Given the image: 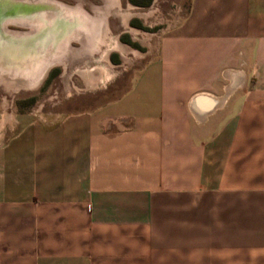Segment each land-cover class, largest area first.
<instances>
[{
	"label": "crops",
	"instance_id": "crops-1",
	"mask_svg": "<svg viewBox=\"0 0 264 264\" xmlns=\"http://www.w3.org/2000/svg\"><path fill=\"white\" fill-rule=\"evenodd\" d=\"M0 264H264V0H187L102 105L0 111Z\"/></svg>",
	"mask_w": 264,
	"mask_h": 264
},
{
	"label": "rangeland",
	"instance_id": "rangeland-1",
	"mask_svg": "<svg viewBox=\"0 0 264 264\" xmlns=\"http://www.w3.org/2000/svg\"><path fill=\"white\" fill-rule=\"evenodd\" d=\"M55 1L69 7H79L87 16H93L91 8L93 11L95 7L104 11L106 6L102 0ZM117 2L118 8L113 6L103 18V33L98 40L101 42L98 49L78 56L66 54L51 64L38 82L30 86L15 84L12 81L14 78L7 75L0 78V111L11 115L12 120H27L61 110L94 108L124 93L140 69L154 57L159 38L178 23L185 12L187 0H151L150 5L144 8L133 6L127 0ZM127 4L134 7L132 12L150 15L132 16L123 24ZM5 29L19 32L28 30L14 24H6ZM69 44L72 49L80 48L76 41ZM117 44L127 51H120L115 47ZM85 72L93 74L90 86L86 83L87 79L82 77ZM102 78L104 81L99 82Z\"/></svg>",
	"mask_w": 264,
	"mask_h": 264
},
{
	"label": "bare ground",
	"instance_id": "bare-ground-1",
	"mask_svg": "<svg viewBox=\"0 0 264 264\" xmlns=\"http://www.w3.org/2000/svg\"><path fill=\"white\" fill-rule=\"evenodd\" d=\"M102 2L106 4L104 11L91 8L94 14L87 16L79 7H69L55 0H0V78L7 75L14 78L15 84L30 86L38 82L47 67L66 54L78 56L98 49L103 18L108 10L119 5L117 0ZM131 10L127 8L123 23L132 16H148ZM6 24L28 30H7ZM70 41L78 42L80 48L72 49ZM115 47L127 51L119 44ZM82 77L90 86L93 74L85 72ZM103 81L104 78L99 80Z\"/></svg>",
	"mask_w": 264,
	"mask_h": 264
},
{
	"label": "trees",
	"instance_id": "trees-1",
	"mask_svg": "<svg viewBox=\"0 0 264 264\" xmlns=\"http://www.w3.org/2000/svg\"><path fill=\"white\" fill-rule=\"evenodd\" d=\"M131 5L144 8L150 5L151 0H127Z\"/></svg>",
	"mask_w": 264,
	"mask_h": 264
},
{
	"label": "water",
	"instance_id": "water-1",
	"mask_svg": "<svg viewBox=\"0 0 264 264\" xmlns=\"http://www.w3.org/2000/svg\"><path fill=\"white\" fill-rule=\"evenodd\" d=\"M2 23H3V22H1V24H2ZM1 26H2V25H1ZM47 68H48V67H47ZM47 68H46V69H47ZM46 69L43 71L42 75L45 73ZM3 76H4V75H2V77H3Z\"/></svg>",
	"mask_w": 264,
	"mask_h": 264
}]
</instances>
